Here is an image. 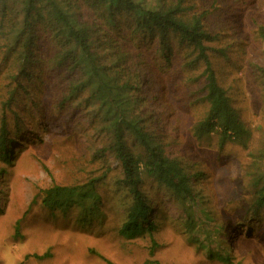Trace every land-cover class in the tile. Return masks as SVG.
Returning a JSON list of instances; mask_svg holds the SVG:
<instances>
[{"label": "rangeland", "instance_id": "obj_1", "mask_svg": "<svg viewBox=\"0 0 264 264\" xmlns=\"http://www.w3.org/2000/svg\"><path fill=\"white\" fill-rule=\"evenodd\" d=\"M193 4L205 14L208 30L222 38L214 44L218 51L212 61L220 84L251 132L247 148L222 144L217 134L200 141L193 137L192 127L207 108L201 102L202 82H191L203 69L186 67L189 59L184 52L169 66L163 57H146L156 62L161 81L155 78L143 89L152 100L148 109L156 115L155 129L192 176L193 191L214 222L200 230L178 196L146 180L147 197L157 201L150 213L155 229L135 238L123 236L131 197L126 190L119 191L122 169L109 155L92 160L105 138L90 129L83 109L68 103L67 110L58 109L69 93L61 83L67 75L49 68L43 91L38 83L31 86L25 81L29 94L21 95L5 112L9 133L6 149L0 145V264H264V210L257 208L250 185L251 174L263 168L264 157V44L256 37L258 28L264 27V0ZM176 42L172 40L173 45ZM222 49L224 56L219 54ZM3 55L1 51L0 129L2 96L11 86L13 69L2 61ZM38 73L37 68L33 79ZM108 168L114 171L98 184L102 204L94 213L42 206L44 190L102 177ZM217 248L229 254L230 263L210 258L209 251Z\"/></svg>", "mask_w": 264, "mask_h": 264}, {"label": "trees", "instance_id": "obj_2", "mask_svg": "<svg viewBox=\"0 0 264 264\" xmlns=\"http://www.w3.org/2000/svg\"><path fill=\"white\" fill-rule=\"evenodd\" d=\"M206 27L205 14L196 11L193 0H0V52L2 61L13 67L11 86L1 101V150L6 149L9 133L5 112L21 95L29 94L25 81L31 86L38 83L43 91L49 68L56 74L65 73L61 83L69 93L58 109L67 110V103L83 109L90 117V129L105 138L92 160H105L109 155L122 169L117 184L131 201L121 234L135 238L155 229L150 213L157 201L147 197L146 180L178 196L190 221L202 230L214 219L194 193L192 176L165 143L163 133L155 129L158 121L148 109L152 100L143 85L154 83L155 78L161 81L156 62L147 61L148 57H163L169 66L184 52L189 59L186 67L203 69L191 82H202L201 102L207 108L192 127L193 137L200 141L217 134L222 144L233 142L247 148L251 132L220 84L212 61L218 51L214 44L222 38ZM256 37L264 44V27L258 28ZM225 51L219 54L224 56ZM37 68L41 75L33 79ZM55 91L60 93L58 84ZM1 156L10 162L7 154ZM260 161L263 168L251 174L250 185L257 208L264 210V157ZM112 171L108 168L102 177L73 186H51L42 193V206L52 211L77 207L94 213L102 204L98 184ZM209 256L231 262L221 248L210 250Z\"/></svg>", "mask_w": 264, "mask_h": 264}]
</instances>
